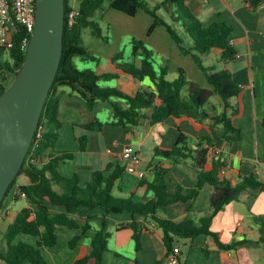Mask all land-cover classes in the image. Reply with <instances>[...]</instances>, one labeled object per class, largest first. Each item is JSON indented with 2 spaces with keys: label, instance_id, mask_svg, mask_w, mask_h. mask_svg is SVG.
<instances>
[{
  "label": "trees",
  "instance_id": "16d2710c",
  "mask_svg": "<svg viewBox=\"0 0 264 264\" xmlns=\"http://www.w3.org/2000/svg\"><path fill=\"white\" fill-rule=\"evenodd\" d=\"M185 1L165 0L153 7L144 0H80L77 8L79 16L73 27H69L67 15L70 11V0H66L64 49L56 79L40 118L38 128L41 136H35L21 171L5 196V198L9 196L21 176H26L30 183L21 186V190L26 194L24 199L28 206L17 212L5 233L8 248L7 250L0 248V264H48L42 248L56 246L58 231L61 229L80 230L82 235L93 231L94 238L90 243V253H82L76 258L74 264H88L91 260H94L96 264H103V255L108 250L111 233L104 228L94 227L88 211L95 209L100 210L104 216L130 214L131 221L117 225L116 230H130L137 250L142 247V234L148 231V221L154 222L162 230L164 245L167 249L166 256L174 251L178 239L193 241L201 235L212 237L218 249L222 251L237 249L247 242L235 241L225 244L221 240V235L211 230V225L214 218L228 204L238 200L246 191L264 190V183L260 182L255 175H251L243 177L240 183L233 185L222 173V169L226 167L222 157L216 158L211 155L215 147L213 138H200L195 143L197 148L194 149L190 139L182 133L173 148H155L156 157H162L173 164H183L192 169L197 176L198 184L192 189H185L178 184L175 193H169L165 180L168 169L157 166L154 168L155 179L152 183L145 180L139 183V186H147L148 194L152 195L145 201L134 200V189L130 197L114 193L127 172L126 166H119L110 174L96 171L85 183L78 175L67 178L59 171L61 163L74 158L72 152L56 150L59 132L64 126V119L59 111L64 89L70 91L72 96L84 101L89 109H94L100 102H108L112 108L110 125L113 126L137 127L145 123L153 125L173 118L177 123L189 120L196 130L202 128H207L211 132L216 130L218 139L228 145L241 139V131L234 126L233 120L241 116L243 111L242 88L234 81L229 70L217 71L215 67L205 66L201 59L202 55L209 54L213 49L222 52L223 60L233 59L236 51L230 42L232 28L222 22H215L204 27ZM247 1L254 9L264 3V0ZM106 3L108 7H105ZM107 9L116 10L129 17H136L140 12L149 14L153 18V23L147 32L148 36L157 27L164 26L181 53L192 56L212 89L203 88L188 79L182 68L178 71V78L169 81L168 65H161L157 71L155 51L144 41L136 38L131 41L133 63L125 62L124 52H119L110 59L113 70L106 69L101 73L93 70H79L74 62L76 58L99 62L93 51L85 45L83 32L90 30L93 38L105 40L106 37L101 28V17ZM161 10L166 12L171 22L160 13ZM171 23L184 28L192 41L190 48L183 46L182 38ZM23 34L21 28L15 31L9 47L10 51L0 52L1 70L12 74L14 80L26 56V52L21 51L20 48ZM5 53L9 61L3 62L2 57ZM121 74L140 82L148 80L151 85L142 86L134 92H128L119 85L100 86V81L118 80ZM12 84L5 86L0 83V96ZM215 97L221 101L222 109H219V103L211 104ZM209 105L213 107L212 110L208 109ZM86 126L88 129L91 127L89 124ZM85 142L86 139L81 140L82 150H85ZM206 185L212 187L211 209L200 219H194L190 212L180 220L166 219L159 215V211L164 207L177 202L194 200ZM18 199L15 198V200ZM2 208L3 203L0 212ZM254 222L260 233L259 243L264 244V219L254 217ZM21 234L36 238V243H15L16 238ZM80 239L81 236H76L70 242V247L74 248ZM156 264H161V261Z\"/></svg>",
  "mask_w": 264,
  "mask_h": 264
},
{
  "label": "crops",
  "instance_id": "0c3cea01",
  "mask_svg": "<svg viewBox=\"0 0 264 264\" xmlns=\"http://www.w3.org/2000/svg\"><path fill=\"white\" fill-rule=\"evenodd\" d=\"M144 1L155 7L165 0ZM185 3L190 11L201 20L204 27L215 22H222L232 28L230 42L236 51L234 58L223 60L222 52L213 49L209 54L202 55L201 59L205 66L215 67L217 71L229 70L234 81L242 88L243 111L241 116L233 120L234 126L241 131V139L228 145L218 139L216 130L212 132L207 128L196 130L189 120L177 123L173 118L153 125L145 123L137 127L132 125L113 126L110 125L112 119L103 123L95 113L97 110L104 109L112 111L108 102L99 103L92 110L87 107L84 101L72 96L70 91L64 89L59 106L64 126L59 132L56 150L72 152L74 158L60 164L59 171L62 176L68 178L78 175L85 183L96 171L110 174L117 167L126 166V163L119 159V155L125 147L133 146L140 155L141 163L136 172L124 174L118 183L116 195L130 197L131 191L134 189V199L145 201L151 198L152 195L148 194L147 186H139V183L142 180L152 183L155 179L154 168L157 166L168 169L165 180L169 193H175L178 184L185 189L195 188L198 179L192 169L183 164H173L154 155V149L157 147L173 148L183 133L190 139L194 149L197 148L195 143L200 138L210 137L215 140L214 149L218 153L216 155L211 153V155L216 158L222 157L226 164L224 176L233 185L240 183L243 177L251 175H255L260 182L264 183V3L257 9L252 8L247 0H186ZM110 10L111 12L116 11ZM160 13L167 21L171 22L166 12L161 10ZM130 18L141 21L139 29L128 30V34L133 36L132 39L137 37L143 39L156 53L163 55V60L169 69L171 66H175L177 71L182 68L188 79L203 88L212 89L192 56L181 53L164 26L157 27L148 36L147 32L153 23V18L145 12H140L136 17ZM132 21L128 20L127 22L132 24ZM171 25L177 26L178 24L171 23ZM179 29L187 34L180 25H178ZM178 34L182 38L179 32ZM183 46L190 48L192 41L186 44L183 40ZM215 61L218 66L214 65ZM106 69L113 70V66L109 63L108 68L100 67L98 73ZM118 81V85L128 92H134L142 86L151 85L148 80L140 82L125 74H121ZM184 95H186V90H184ZM214 100L212 99L211 104L219 103V109H222L221 101L216 97ZM208 109L212 110L213 107L209 105ZM88 124L91 125L89 129L86 128ZM82 139H86L85 150H82ZM188 163L190 162L188 161ZM139 173L140 175H138ZM24 177L25 181L22 186L30 183L29 179ZM9 197L14 202L23 199L15 200L11 193ZM211 198L212 187L206 185L194 200L177 202L164 207L159 211V215L166 219L180 220L190 212L192 217L198 220L210 211ZM23 200L26 201V199ZM27 206L26 201L25 207ZM3 208V212H0V242L2 245L0 248L7 250L5 233L17 212L23 208L17 212H12L9 206H3ZM52 209L60 211L55 207ZM5 211H9V213L5 214ZM88 213L94 227L104 228L111 233L108 250L103 255V264H156L159 261L161 264H167V249L163 241V232L154 222L148 221V231L142 234L140 250L136 249L132 236L131 240L117 237L114 248H110L109 244L113 233L130 231L116 230L117 225L131 221L130 214L104 216L98 209L88 211ZM254 217L264 219V190L261 189L244 192L238 200L228 204L214 218L211 225V230L221 235L223 243L247 241L245 244L240 245L237 249L222 251L218 249L212 237L201 235L193 241L178 239L176 247L180 249V262L183 264H264V244L259 243L260 233L254 222ZM62 231H67L69 234L66 243L67 254H73V256L65 255L59 250V235ZM76 236H81V239L74 248H71L70 242ZM93 238V231L82 235L80 230L61 229L58 231L56 246L42 248V253L44 249H51L50 257L55 264L60 260L66 262L65 264H74L76 258L82 253H90V243ZM36 240L29 235L21 234L16 238L15 243L35 244ZM88 264L96 263L91 260Z\"/></svg>",
  "mask_w": 264,
  "mask_h": 264
},
{
  "label": "water",
  "instance_id": "95a60500",
  "mask_svg": "<svg viewBox=\"0 0 264 264\" xmlns=\"http://www.w3.org/2000/svg\"><path fill=\"white\" fill-rule=\"evenodd\" d=\"M65 8L66 0H37L25 61L0 96V207L31 148L61 64Z\"/></svg>",
  "mask_w": 264,
  "mask_h": 264
},
{
  "label": "rangeland",
  "instance_id": "374dc122",
  "mask_svg": "<svg viewBox=\"0 0 264 264\" xmlns=\"http://www.w3.org/2000/svg\"><path fill=\"white\" fill-rule=\"evenodd\" d=\"M70 3L73 4L75 8H78L80 5V0H70ZM107 5L108 3L105 4V7H108ZM126 19H128L129 21L133 20L132 24H128L127 22L128 20ZM139 23H141L140 19L135 21L133 18H130L121 12H118V11L111 12L110 9H107L105 13L103 14V16L101 17V28L103 29L104 36L106 37L105 40L93 38L92 35L90 34V30H86L83 32L85 45L93 51L95 56L99 59V62L98 61L97 62L83 61L80 58H76L74 60L76 67L79 70H93L95 72H98L100 70V67L108 68L110 59L119 52H124L125 62L133 63L134 62L133 55H132L133 47L131 43L133 36H130L128 34L129 32L128 30L132 28L139 29V25H140ZM173 27L177 32H179L182 35V38L186 44L191 42V38H189L188 35L183 32V30L181 29L178 30V25L177 26L174 25ZM136 39L144 41L143 39L141 38L139 39L138 37ZM145 43L147 44V42ZM2 61L3 62L9 61L8 55L6 53L2 57ZM166 64L167 63H165L163 60V55L156 53L155 55L156 70L159 71L160 66L166 65ZM214 65L218 66L217 61L214 62ZM177 78H178V71L175 69V66H171V69H169L168 80L174 81ZM13 80H14V77L12 74H10L6 70L2 71L0 68V83L1 84L5 86H9L11 83H13ZM118 84H119V81L116 79L100 81V86L102 87H116ZM213 101L215 100L213 99ZM100 103H103V102H100ZM95 113H96V117L103 123L108 122L109 120L112 119V111L109 112V110L104 109V110H97L95 111ZM66 174H68V172H66ZM138 175H140V173ZM24 178H25L24 176H21L17 180L16 183L22 186L23 181H25ZM114 193L116 194L117 190ZM9 196L5 198L3 202V206H7V207L9 206L12 212H17L18 210L26 206L25 200L19 199L18 201L14 202V201H11V198ZM134 200L137 202H140V199L138 198ZM3 209L1 210L2 212H3ZM131 236H132L131 231H124V232H120L119 234L113 233V238L110 241L109 247L114 248L117 237L119 239L131 240ZM68 237H69V234H67V231L65 232L62 231L60 233L59 250L65 255L73 256V254H67L68 247H66V243H67ZM1 246L2 245L0 242V247ZM50 250L51 249H44L43 255L49 264H55L50 257V252H49ZM66 258L67 260H69L68 257ZM65 263L66 262H62L61 260L57 262V264H65Z\"/></svg>",
  "mask_w": 264,
  "mask_h": 264
},
{
  "label": "built area",
  "instance_id": "2783aa9c",
  "mask_svg": "<svg viewBox=\"0 0 264 264\" xmlns=\"http://www.w3.org/2000/svg\"><path fill=\"white\" fill-rule=\"evenodd\" d=\"M37 0H0V52H9L12 38L19 28L24 34L21 38V51L27 52L32 34L36 26ZM79 16V10L70 3V11L67 15V25L73 27L76 18ZM41 136L39 128L35 136ZM35 139V137H34ZM34 141V140H33ZM33 143V142H32ZM216 155L217 150L212 151ZM119 159L126 163V170L129 173L136 172L141 163L140 155L133 146H127L119 155ZM225 173V168L222 169ZM14 198H25L26 194L21 190V185L15 184L11 190ZM9 211H5L8 214ZM180 249L176 247L172 253L167 256V264H181Z\"/></svg>",
  "mask_w": 264,
  "mask_h": 264
}]
</instances>
